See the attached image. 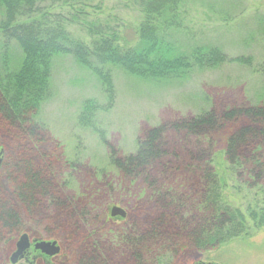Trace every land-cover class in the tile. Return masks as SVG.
Masks as SVG:
<instances>
[{"label":"rangeland","instance_id":"1","mask_svg":"<svg viewBox=\"0 0 264 264\" xmlns=\"http://www.w3.org/2000/svg\"><path fill=\"white\" fill-rule=\"evenodd\" d=\"M66 2L41 0L40 10L63 20L75 39L88 44L85 25L93 23L115 33L123 46L136 41L142 14L135 0ZM182 12L183 29L173 34L181 53L190 54L195 47L217 48L229 60L249 62L194 69L182 79L164 81L139 80L112 69L114 103L110 111L97 116L98 127L105 133L103 144L76 123L85 100L105 104L100 82L72 56H55L50 97L40 107L41 141L13 146L0 134V189L11 192L7 173L19 160L31 158L55 185L63 203L52 207L48 200L32 213L24 209L20 232L0 239V264H11L21 234H27L31 243L55 241L60 251L49 258L31 247L16 264H82L80 260L93 264H264V232L250 224L249 236L223 247L207 251L181 248L175 256L166 248L173 246L169 237L181 224L174 220L161 223L165 207L179 199L183 217L200 214L195 205L203 188L202 168L210 165L218 170L216 159L226 138L248 122L238 118L202 139L179 131V124L203 112L221 114L264 104V0H186ZM2 42L0 36V66ZM7 57L9 69H17L22 54L16 43L8 46ZM152 128L165 131L164 160L151 167L148 181L144 175L124 178L110 164L109 156L133 154L135 140ZM227 172L225 194L231 205L243 210L264 202V180L252 183L244 167L232 176ZM113 206L123 209L125 217H110ZM131 240L143 245L137 248L142 262L136 259L138 251H132Z\"/></svg>","mask_w":264,"mask_h":264},{"label":"trees","instance_id":"2","mask_svg":"<svg viewBox=\"0 0 264 264\" xmlns=\"http://www.w3.org/2000/svg\"><path fill=\"white\" fill-rule=\"evenodd\" d=\"M40 2L0 0L3 10L0 36L4 51L0 66V134L13 146L41 141L44 125L40 119V107L50 97L49 81L55 56H72L78 65L89 70L100 82L105 104H99L94 99L85 100L76 123L80 129L97 135L103 144L106 142L105 133L98 127L97 116L110 111L114 103L112 69L139 80L164 81L182 79L194 69L249 62L244 58L229 60L217 48L195 47L190 54L181 53L173 34L183 29L182 10L186 0H135L142 20L136 29V41L130 46L121 45L115 33L93 23L85 25L89 43L77 40L68 33L63 20L41 12ZM52 2L67 3L66 0ZM12 42L17 44L22 54L19 67L14 70H10L7 64V50ZM238 118L247 120L248 125L238 128L226 138L224 149L216 159L218 170L208 165V169L204 167L200 172L203 188L195 205L200 214L193 218L183 217L184 208L179 199L165 207L161 223L174 220L181 224L180 230L169 237L171 242L174 240L173 246L168 247L170 242L166 241V248L174 256L181 248L207 251L245 238L249 236V224L254 230L264 232V202H255L242 210L231 205L225 194L229 178L227 170L232 176L235 170L244 167V170H249L252 183L264 180V104L228 109L221 114L203 112L179 124L178 129L196 139L208 138L226 123ZM164 133L160 128L142 133L135 140L133 154L123 158L112 154L109 156L110 164L124 178L134 179L144 175V180L148 181V171L166 156ZM9 172L7 178L13 185L12 191L6 193L0 189V239L19 233L23 226L21 214L25 211L32 213L40 202L49 200L52 207L62 206L63 203L55 185L33 159L19 160ZM173 208L176 210L173 211ZM139 242H129L132 251L143 246ZM137 251L134 253L136 259L142 262L141 253ZM80 262L93 264L88 260Z\"/></svg>","mask_w":264,"mask_h":264},{"label":"water","instance_id":"3","mask_svg":"<svg viewBox=\"0 0 264 264\" xmlns=\"http://www.w3.org/2000/svg\"><path fill=\"white\" fill-rule=\"evenodd\" d=\"M0 164H1V151H0ZM110 217L124 218L125 212L123 209L113 206L110 209ZM30 245H32L34 251L39 252L40 254L49 258L56 256L60 251V248L55 241L52 242L40 241V242L31 243L27 234H21L15 244V251L11 254L9 262L11 264H16L20 260H22L25 253L30 248Z\"/></svg>","mask_w":264,"mask_h":264},{"label":"flooded vegetation","instance_id":"4","mask_svg":"<svg viewBox=\"0 0 264 264\" xmlns=\"http://www.w3.org/2000/svg\"><path fill=\"white\" fill-rule=\"evenodd\" d=\"M31 247H32V245H30V248H31ZM30 248H29V249H30ZM29 249H28V250H29ZM27 253H28V251L25 253L24 257L27 255ZM24 257H23V259H24ZM23 259H22V260H23ZM20 261H21V260H20Z\"/></svg>","mask_w":264,"mask_h":264}]
</instances>
